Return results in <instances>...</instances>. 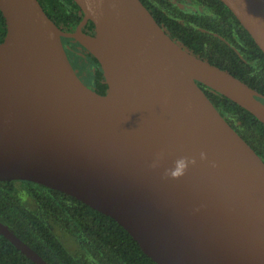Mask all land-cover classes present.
Returning <instances> with one entry per match:
<instances>
[{
    "label": "water",
    "instance_id": "95a60500",
    "mask_svg": "<svg viewBox=\"0 0 264 264\" xmlns=\"http://www.w3.org/2000/svg\"><path fill=\"white\" fill-rule=\"evenodd\" d=\"M74 1L83 18L64 31L38 0H0V181L77 198L156 264H264V161L198 82L263 124L264 95L188 52L140 0ZM221 1L264 53V0ZM62 37L96 58L105 94L79 78ZM181 157L196 162L166 175ZM0 235L49 264L2 222Z\"/></svg>",
    "mask_w": 264,
    "mask_h": 264
},
{
    "label": "trees",
    "instance_id": "16d2710c",
    "mask_svg": "<svg viewBox=\"0 0 264 264\" xmlns=\"http://www.w3.org/2000/svg\"><path fill=\"white\" fill-rule=\"evenodd\" d=\"M140 1L163 30L188 52L228 71L264 95V53L221 0H188L199 7L197 11H186L174 0ZM38 2L64 31H72L83 18L74 0ZM87 25L94 26L90 20ZM5 33L0 11V42ZM86 53L93 63H87L83 74L91 89L105 94L102 69L96 58ZM198 85L264 161V124L226 96L199 82ZM0 222L49 264H156L114 219L42 184L0 181ZM60 232L73 238L78 249L68 251ZM0 264L35 263L0 235Z\"/></svg>",
    "mask_w": 264,
    "mask_h": 264
},
{
    "label": "flooded vegetation",
    "instance_id": "af4514ba",
    "mask_svg": "<svg viewBox=\"0 0 264 264\" xmlns=\"http://www.w3.org/2000/svg\"><path fill=\"white\" fill-rule=\"evenodd\" d=\"M88 21L86 22V24L83 26L82 30L86 33V34H89V35H94L95 34V28L94 26L93 27H90L87 25ZM76 28V27H75ZM75 28L72 30L74 31ZM62 43H63V47L65 49V52L69 58V61L70 63L72 64L73 68L75 69L77 75L79 76V78L90 88L91 87V84L88 83V81L86 80L84 74H80L78 73V69L76 68L75 64L73 63L72 61V58H71V53H76L78 54V56L80 57L81 61L82 62H86V63H93V61L91 60V58H89L87 56V50L82 47L75 39L73 38H69V37H62ZM86 59V60H85Z\"/></svg>",
    "mask_w": 264,
    "mask_h": 264
},
{
    "label": "rangeland",
    "instance_id": "374dc122",
    "mask_svg": "<svg viewBox=\"0 0 264 264\" xmlns=\"http://www.w3.org/2000/svg\"><path fill=\"white\" fill-rule=\"evenodd\" d=\"M177 2V4L184 10L186 11H197L199 10V7L195 4H193L192 2L188 1V0H174ZM71 58L73 63L75 64L76 68L78 69V73L83 74V72H87L86 69H88V64L85 62H82L80 57L78 56V54L76 53H71ZM61 234V241L64 245V247L69 251L74 252L75 250L78 249V243L73 239L70 238L69 236L66 235H62Z\"/></svg>",
    "mask_w": 264,
    "mask_h": 264
},
{
    "label": "clouds",
    "instance_id": "9594fccd",
    "mask_svg": "<svg viewBox=\"0 0 264 264\" xmlns=\"http://www.w3.org/2000/svg\"><path fill=\"white\" fill-rule=\"evenodd\" d=\"M201 158H205V153H201ZM196 161L195 159H189L188 157H181L175 162V167L174 169H169L166 172V175H170L173 178H179L182 176L187 169L188 165L194 164Z\"/></svg>",
    "mask_w": 264,
    "mask_h": 264
}]
</instances>
